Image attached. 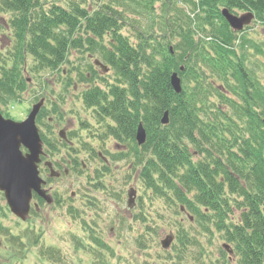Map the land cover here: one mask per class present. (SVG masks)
I'll list each match as a JSON object with an SVG mask.
<instances>
[{"label": "trees", "instance_id": "trees-1", "mask_svg": "<svg viewBox=\"0 0 264 264\" xmlns=\"http://www.w3.org/2000/svg\"><path fill=\"white\" fill-rule=\"evenodd\" d=\"M61 2L0 0L11 32L10 47L0 52V112L21 98L31 80L38 78L48 88L43 73H58L74 86L89 82L82 95L96 112V135L117 147L102 156L133 164L147 204L176 224L164 259L264 264V37L251 34L256 26L264 31V0H107L94 7L85 6L86 0ZM224 8L253 13L252 24L234 31L222 16ZM72 52L80 56L72 60ZM86 57H96L109 77L99 74L94 62L81 69ZM24 73H31L30 79ZM173 73L180 93L171 86ZM139 124L146 136L141 146L135 140ZM40 135L46 151L49 142ZM107 169L104 164L96 171L95 189L102 184L99 172ZM6 216L0 212V234L23 247L4 226ZM96 221L82 219L89 233L87 241L75 239V249L89 248L92 264H104L94 260L113 251L93 228ZM145 228L136 238L141 249L155 243L150 232L157 225ZM215 242L217 257L208 250ZM48 249L49 259L58 260V250Z\"/></svg>", "mask_w": 264, "mask_h": 264}, {"label": "rangeland", "instance_id": "rangeland-1", "mask_svg": "<svg viewBox=\"0 0 264 264\" xmlns=\"http://www.w3.org/2000/svg\"><path fill=\"white\" fill-rule=\"evenodd\" d=\"M42 1L48 4L52 0ZM60 1H62L61 4L68 2V0ZM105 1L107 0H86L85 6L94 7ZM241 14L243 13L235 15L240 16ZM8 16V13H0V52L3 55L11 45L8 40L11 38L7 23ZM263 32L260 26H256L255 31H251V34L255 38L262 39ZM76 55L80 56L76 52H72L71 59L76 60ZM95 59L97 58L81 59L80 68H85L86 63L94 62ZM62 68L65 73L67 67L63 66ZM95 69L99 74H106V77L111 74L110 71L103 70L98 66H95ZM30 75L32 74L24 73L25 78H29ZM42 76V79L48 81V88L45 84H41L38 78L31 80L32 84L30 83V87L23 92L18 101L10 102L8 105L2 106L1 109L5 118L21 121L26 118L32 105L39 101L40 98L37 99V96L45 94L47 97L45 103L48 100L60 102L53 106V102H47L48 105L46 103V109H44L45 114L41 115L39 123L36 120L38 128L49 142L44 160L51 161L55 171L60 174L48 177L49 172L43 164L44 160L40 163V176L47 182L45 188L49 189L53 203L48 205L44 201L33 199L32 209L24 220H20L9 211L0 192V212L7 213L3 220L4 226L8 228L11 235L18 236V240L22 239L23 243V247H20L15 241L9 243L6 241L8 234H0V264H92V255L88 253L89 248H87L88 251L82 248L75 249L79 237L85 239L89 233L86 225L83 227L82 224L80 225L82 219L85 222L97 220L93 228L113 251H105L102 255L103 260L95 259L96 263L175 264L167 257L164 259L165 252H171V248L163 249L160 241L169 233L174 235L175 231L173 230L176 224L169 220L165 222L166 216L165 218L163 216V219L158 217L152 210L151 204H147L144 188L137 179L138 172L137 169L133 170V164L129 165L126 161L114 163L108 155L105 156V159L98 155V153L105 155L106 151L113 152L117 147H114L112 142L102 143L98 137L99 124L95 118L96 112L93 110L94 108L84 104L82 95L89 88V82L76 83L74 86L70 84L69 80L62 82V77H58V73L49 76L47 73H43ZM42 88L45 90L44 92ZM90 147H93L94 151L91 152ZM72 159H75L76 165ZM81 162L86 165L83 169H81ZM104 164L108 165V169L106 173L99 172L102 184L96 185V187L99 186V189H95V185H92L95 182L96 171ZM88 178H91V181L94 179L91 184H89ZM130 190L134 192L131 195L133 205L128 207V192ZM35 203L38 205L37 208L33 207ZM158 205L155 203L154 208L158 209L160 213H164L161 205ZM95 212L96 214H94ZM142 216L147 220L143 221ZM178 218L183 221L186 216L182 214ZM147 223L152 226L157 225L156 232H150L155 243L152 245L147 243L148 247L141 249L136 244V238H139L146 230ZM89 224L93 225L91 222ZM73 239H77L75 243ZM85 240L87 241V239ZM218 244L222 245L220 241ZM216 245L217 242L213 246H209L208 250L217 257L219 253L218 245ZM53 247L58 250L54 252L58 259L55 262L49 259L52 251L48 248ZM43 248L45 253H41ZM60 257H63L64 260L62 261ZM233 259L232 264H235Z\"/></svg>", "mask_w": 264, "mask_h": 264}, {"label": "water", "instance_id": "water-1", "mask_svg": "<svg viewBox=\"0 0 264 264\" xmlns=\"http://www.w3.org/2000/svg\"><path fill=\"white\" fill-rule=\"evenodd\" d=\"M222 16L234 31H240L252 21L254 15L246 12L237 16L227 9H222ZM173 90L181 91L180 80L176 73L170 79ZM43 105V99L33 104L24 120L15 121L5 118L0 113V191L3 193L10 212L17 218L24 220L30 210V202L33 193L44 199L47 203L52 198L42 188L45 181L40 177L38 164L43 155V142L36 125V116ZM167 114L163 116L162 123H167ZM136 141L139 145L145 142V131L139 125L136 132ZM25 149V151L22 150ZM50 169V176H57L50 163H45ZM128 193V205L132 201ZM173 240V235H166L160 244L162 248H168ZM223 247L230 253L229 246Z\"/></svg>", "mask_w": 264, "mask_h": 264}, {"label": "flooded vegetation", "instance_id": "flooded-vegetation-1", "mask_svg": "<svg viewBox=\"0 0 264 264\" xmlns=\"http://www.w3.org/2000/svg\"><path fill=\"white\" fill-rule=\"evenodd\" d=\"M98 155H101V153H98ZM81 165H82L81 169L86 167V165L83 162H81ZM66 171H67V169H66ZM65 173H67V172H65ZM84 193L86 194V192H84Z\"/></svg>", "mask_w": 264, "mask_h": 264}]
</instances>
